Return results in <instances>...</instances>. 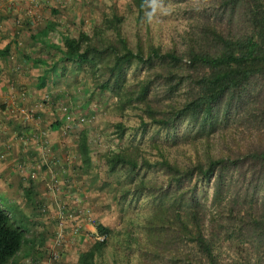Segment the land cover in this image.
<instances>
[{
    "label": "trees",
    "instance_id": "1",
    "mask_svg": "<svg viewBox=\"0 0 264 264\" xmlns=\"http://www.w3.org/2000/svg\"><path fill=\"white\" fill-rule=\"evenodd\" d=\"M206 1L216 15L168 48L150 33L151 0H130L146 25L134 42L122 31L131 7L102 13L91 34L62 37V60L86 69L96 90L113 93L118 111L140 109L142 126L183 124L170 145L152 141L146 151L129 143L101 155L122 196L146 195L149 211L121 233L97 223L104 238L81 251L77 264H264V0ZM133 64L145 76L130 84ZM114 125L122 137L126 126ZM77 150L80 170H89L86 131ZM143 170L152 177L135 179ZM205 184L211 191L201 197ZM26 234L0 197V264L13 263ZM110 239L118 248L109 250Z\"/></svg>",
    "mask_w": 264,
    "mask_h": 264
},
{
    "label": "crops",
    "instance_id": "2",
    "mask_svg": "<svg viewBox=\"0 0 264 264\" xmlns=\"http://www.w3.org/2000/svg\"><path fill=\"white\" fill-rule=\"evenodd\" d=\"M86 1L0 0V155L5 156L0 157V197L17 224L27 230V240L12 264H21V257L30 253L40 257L39 264H46L47 249L58 228L60 199L73 203L78 196L73 191L78 190L79 175L71 176L80 170L78 134L69 140L61 107L73 105L69 92L84 69L63 61L58 49L63 35L83 31ZM19 163L38 172L33 198L29 191L26 196L23 187L28 173L22 176L15 171ZM53 171L61 177L70 174L57 196L45 187ZM33 200L46 201L47 212L40 213ZM81 228L60 249V264H70L72 254L78 257L93 242L95 226L84 221Z\"/></svg>",
    "mask_w": 264,
    "mask_h": 264
},
{
    "label": "rangeland",
    "instance_id": "3",
    "mask_svg": "<svg viewBox=\"0 0 264 264\" xmlns=\"http://www.w3.org/2000/svg\"><path fill=\"white\" fill-rule=\"evenodd\" d=\"M151 5L153 7V13L147 24L150 27L151 35L154 37V43L161 44L163 48L171 47L173 40L175 42H181V35L190 31L195 26L194 24L199 23L204 17L209 16V18L212 19L214 15H216V9L213 6L214 3L206 0H151ZM112 7H116L118 13H125L131 7L130 0H87L83 2V13L85 14L82 15V17H84L82 21L83 31L91 34L94 24L100 22L102 13L110 12ZM133 11L134 8L131 7L130 13L122 26L123 33L126 34L132 42L135 41L136 32H140L144 37L146 34L145 22H138L135 18L136 14ZM84 71L82 74L80 73L77 78H73L77 85L72 86L74 89L69 92L70 94L74 92L72 95L69 94L70 100H74L71 108L73 106L72 109H74L73 113L75 115L94 114L95 118L92 119L91 123L84 125L77 124L70 127L68 129L70 130L68 138L70 141H73V135H79L82 130L87 132L88 145L92 157V167L84 172L76 170V172L72 171L73 173H71L72 177L73 175H79L77 178L80 180V182L77 181L76 189L78 190L73 191L74 194L78 195L75 196L78 197L76 200L77 206L68 201L63 202L61 199L60 204L69 205L71 209H73V207L87 209L89 210L88 214L90 215L93 226L97 223H103L105 226L116 231V233H121L130 226L131 220L139 221L142 215H145L149 211V201L146 195L140 193L129 194L123 197L122 190L119 188L117 182H115V180L118 179L117 174L108 173L107 166L101 158V155L107 151H113L121 146H126V144L129 143H139L146 151H149V145L152 141L170 145L174 138L178 139L180 137L183 124L177 123L175 127L166 130L160 129L151 123L142 126L139 118L141 114L140 109L128 107L124 112L118 111L115 95L109 91L102 92L96 90L91 84V76L87 73L86 69H84ZM144 76L145 69L140 65L133 64L127 70V78L130 84H133L135 80ZM80 83H83V85H79ZM182 92L183 88L175 98L178 102L184 101ZM117 122H121L126 126L125 134L120 138H118L116 134L114 125ZM70 135H72V137ZM183 148H187V145L183 146ZM170 150L171 152H175V147H171ZM148 153L152 156L151 152ZM71 160L73 161L75 159L73 158ZM15 171L16 173H20L16 169ZM118 174L122 176L123 171H118ZM24 175L25 173L22 174V176ZM51 175L50 179H46L45 187L46 182L56 178L64 189L66 181L70 179V174L61 177L57 176L56 172L53 171ZM140 176L152 177L151 173L145 170L135 173V179H138ZM26 180L27 182L26 184L24 183L23 186L26 190L25 193H27L26 196L31 194L33 198L36 194V186L34 184L36 180L32 181L28 177H26ZM124 180H122V183ZM1 184H5L4 181L1 182ZM125 187L126 186H124V188ZM200 189L202 190L201 197L207 194L209 195L211 191L209 184L201 186ZM27 191H29V194ZM73 192L71 196H74ZM39 203L44 204L46 209H48L46 201L40 202L38 200L37 202L33 200L34 205H38ZM84 221L87 220L84 219L82 223ZM70 226L71 224L67 223L68 239L65 240L63 248L67 246L68 240L72 239ZM80 230L82 231V228H80ZM54 234L55 233H53V235ZM78 234L79 233L76 235ZM76 235H74L73 238ZM94 236H96V233ZM94 239L95 238H91L92 241ZM108 248L110 251L113 248H118L117 240L110 239ZM61 256V251L60 258L57 260H52L47 256L46 264H60L63 257ZM23 258L24 256L21 257V260ZM35 258L37 261L35 264H39L40 257H37L35 254ZM76 258L77 255L72 254L67 260V263L77 264ZM21 264L23 263L21 262ZM121 264H124V262Z\"/></svg>",
    "mask_w": 264,
    "mask_h": 264
},
{
    "label": "built area",
    "instance_id": "4",
    "mask_svg": "<svg viewBox=\"0 0 264 264\" xmlns=\"http://www.w3.org/2000/svg\"><path fill=\"white\" fill-rule=\"evenodd\" d=\"M62 113H63V119H64V129L67 131L70 127L73 125H80V124H88L92 122V119L95 118L94 114L90 115H75L70 108V106H62ZM49 151V150H48ZM1 158H4V154L0 155ZM16 170L20 173H23L24 171L28 173V178L30 180H36L37 179V173L34 170H27V165L24 163H19L16 165ZM46 187L49 193L52 196L60 195V193L63 191V187L61 186L60 182L53 178L50 181L46 182ZM77 197L73 200V204L77 206L76 204ZM40 213L46 212V206L44 204H38L37 205ZM89 210L73 207V209L70 208L69 205L61 204L58 212V228L55 234L52 236V246L47 249L48 257L52 260H57L60 258V249L65 244V240L68 239V232H67V223H70V229L72 231L71 236L73 237L77 233L80 232L81 224L84 219L91 222L90 215L88 214ZM71 221V222H70ZM73 222V223H72ZM92 224V222H91ZM69 234V235H70ZM98 240H103V236H95ZM23 264H35L36 258L32 255L24 257L21 261Z\"/></svg>",
    "mask_w": 264,
    "mask_h": 264
}]
</instances>
